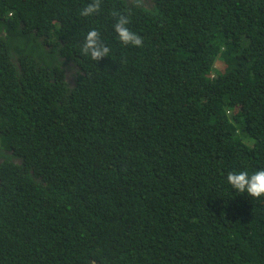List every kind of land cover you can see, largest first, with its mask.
<instances>
[{
    "label": "trees",
    "instance_id": "1",
    "mask_svg": "<svg viewBox=\"0 0 264 264\" xmlns=\"http://www.w3.org/2000/svg\"><path fill=\"white\" fill-rule=\"evenodd\" d=\"M91 2L0 0V264H264V0Z\"/></svg>",
    "mask_w": 264,
    "mask_h": 264
},
{
    "label": "clouds",
    "instance_id": "2",
    "mask_svg": "<svg viewBox=\"0 0 264 264\" xmlns=\"http://www.w3.org/2000/svg\"><path fill=\"white\" fill-rule=\"evenodd\" d=\"M125 1H133V5L136 7L142 6V0ZM145 1L148 3L150 0ZM100 6V0H93V2L87 4V6L82 10L81 15L89 16L97 13L100 10ZM113 15L117 17L114 24V30L117 33L120 41L125 45L142 46L143 38L137 33L131 31L128 27V24L130 23L129 16L119 12H114ZM82 52L85 55H90L92 60L98 62L102 58L107 57L109 48L104 43H102L100 39V33L93 29L90 30L86 35L85 42L82 46ZM216 64L219 70H224L225 63H223V61L220 59L219 61L216 60ZM221 67H223V69H220ZM8 152L12 156L13 162H21L20 157L13 155V149H9ZM227 181L239 193H246L248 196L254 198H260L264 196V169L256 170L251 174H249L247 170L229 172L227 175Z\"/></svg>",
    "mask_w": 264,
    "mask_h": 264
},
{
    "label": "rangeland",
    "instance_id": "3",
    "mask_svg": "<svg viewBox=\"0 0 264 264\" xmlns=\"http://www.w3.org/2000/svg\"><path fill=\"white\" fill-rule=\"evenodd\" d=\"M222 61V60H221ZM220 69H223V67H221ZM230 112L232 113V114H235L237 111H236V108H231L230 109ZM243 137H242V140H243V142L246 144V145H250L251 144V139L249 138V137H247V135L246 134H243L242 135Z\"/></svg>",
    "mask_w": 264,
    "mask_h": 264
}]
</instances>
